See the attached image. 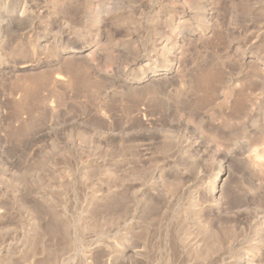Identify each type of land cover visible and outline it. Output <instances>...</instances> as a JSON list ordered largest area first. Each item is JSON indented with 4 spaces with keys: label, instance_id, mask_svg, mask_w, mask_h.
Listing matches in <instances>:
<instances>
[{
    "label": "rangeland",
    "instance_id": "1",
    "mask_svg": "<svg viewBox=\"0 0 264 264\" xmlns=\"http://www.w3.org/2000/svg\"><path fill=\"white\" fill-rule=\"evenodd\" d=\"M0 264H264V0H0Z\"/></svg>",
    "mask_w": 264,
    "mask_h": 264
}]
</instances>
